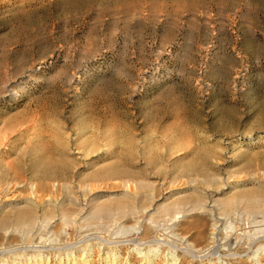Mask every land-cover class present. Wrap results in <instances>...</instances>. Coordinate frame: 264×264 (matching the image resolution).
<instances>
[{"label":"rangeland","instance_id":"1","mask_svg":"<svg viewBox=\"0 0 264 264\" xmlns=\"http://www.w3.org/2000/svg\"><path fill=\"white\" fill-rule=\"evenodd\" d=\"M240 193L264 200V0H0V264H263Z\"/></svg>","mask_w":264,"mask_h":264},{"label":"bare ground","instance_id":"2","mask_svg":"<svg viewBox=\"0 0 264 264\" xmlns=\"http://www.w3.org/2000/svg\"><path fill=\"white\" fill-rule=\"evenodd\" d=\"M249 192V191H248ZM244 194V193H243ZM241 195V193L239 194ZM237 196H233V197H229L227 199H225L224 201H222V204L224 206V209L227 211L233 209L235 206H237L239 203H243V206L245 207L246 210L250 211V212H262L261 209L264 205V200L262 199V197L260 195H256L254 193H250V194H246V195H241L240 197ZM194 202V201H193ZM217 202V201H216ZM94 203V202H93ZM92 203V204H93ZM90 205L91 207L89 208H84L83 211L81 212V215H77L79 216V218H82L84 222H89V221H93L99 217H102V216H112L114 214H117V215H125L127 213H133L134 212V207H133V204L131 203L130 200H122V199H115V200H108V201H100V202H97L93 205ZM185 204V203H184ZM180 202H173V203H169V204H164V205H161L159 207V211L163 212V213H167L169 215V213H172L171 215L173 216V214L175 212L179 213L178 211L181 209V205ZM205 205V204H204ZM203 205H201L200 201L198 202V199H197V202L195 200V203L193 204V206L187 210L190 211V209H196V208H202ZM240 207V206H239ZM236 208V207H235ZM182 210V209H181ZM138 211V210H137ZM249 212V213H250ZM69 213V212H68ZM67 214V213H66ZM13 216V215H12ZM175 216V214H174ZM2 217V216H1ZM177 217V216H176ZM47 218V217H46ZM105 218V217H104ZM110 218V217H109ZM122 218V216L120 217ZM13 219V218H12ZM16 222H14L16 224V227L18 228H28V229H33V227H35V218H34V211L32 208H26L24 210H20L17 214H16ZM62 219V218H61ZM71 219V218H70ZM73 219V218H72ZM74 220V219H73ZM81 220V219H80ZM9 221V220H8ZM116 221V220H115ZM75 222V221H73ZM98 222V221H96ZM110 222V221H109ZM112 222V221H111ZM120 222V221H119ZM5 222L3 221H0V227L6 224H4ZM48 223V222H47ZM81 223V221H80ZM121 224V223H120ZM170 224V223H169ZM9 225V224H8ZM46 225V223H45ZM88 225V223H87ZM42 226V225H41ZM125 226V225H124ZM12 227V225H11ZM38 227V226H37ZM172 227V226H171ZM170 227V228H171ZM175 227V225H174ZM218 227V226H216ZM124 228V227H123ZM128 228V227H127ZM158 228V227H157ZM5 229H6V226H5ZM17 230V229H16ZM21 230V229H20ZM127 230V229H126ZM14 231V230H12ZM23 231V230H22ZM30 231V230H29ZM27 232V231H26ZM217 232V230H216ZM28 233V232H27ZM24 234V233H23ZM53 234V233H52ZM136 234V233H135ZM28 235V234H27ZM31 235V234H30ZM215 235V234H214ZM264 236V234L262 235V237ZM214 237V236H212ZM27 238V237H26ZM216 238V237H215ZM261 238V236H260ZM103 240V238H102ZM218 240V238H217ZM259 240V239H258ZM156 241V240H155ZM154 241V242H155ZM111 242V241H110ZM156 242H159V241H156ZM85 243V242H84ZM93 243V242H92ZM163 243V242H161ZM109 244V243H108ZM129 244V243H128ZM127 244V245H128ZM154 245V244H153ZM152 245V246H153ZM76 246V245H75ZM88 246V247H87ZM92 245H84L83 246V251H85V253H87V249L90 247L91 248ZM40 246H35L34 249H31L30 251L32 253V256L33 257H40L41 260H43V254L40 252L42 248H38ZM43 247V246H41ZM151 247V246H150ZM27 249V248H26ZM159 249V247L157 248V250ZM264 247H260V252L263 251ZM29 250V249H28ZM111 250V249H110ZM152 252V250H151ZM91 253V252H90ZM89 253V254H90ZM172 253V252H171ZM259 253V252H258ZM257 253V254H258ZM111 255V254H110ZM116 255V254H115ZM173 255V254H171ZM262 255V254H261ZM17 256V255H16ZM151 256V254H150ZM149 256V257H150ZM176 256V255H175ZM174 256V257H175ZM148 257V258H149ZM256 258V257H255ZM173 260V258H172ZM174 260H177V259H174ZM173 260V261H174ZM176 263V262H175ZM173 264V263H172ZM262 264V263H260ZM264 264V263H263Z\"/></svg>","mask_w":264,"mask_h":264}]
</instances>
